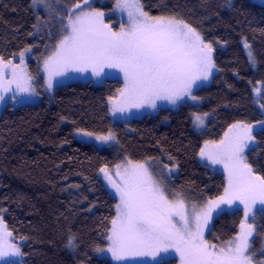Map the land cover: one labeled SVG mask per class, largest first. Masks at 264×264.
Masks as SVG:
<instances>
[{
  "label": "trees",
  "instance_id": "trees-1",
  "mask_svg": "<svg viewBox=\"0 0 264 264\" xmlns=\"http://www.w3.org/2000/svg\"><path fill=\"white\" fill-rule=\"evenodd\" d=\"M152 17L175 16L196 28L212 45L215 71L194 91L196 102L158 107L127 121L113 122L107 100L122 87L118 79L100 84L72 81L54 88L52 99L33 104L6 103L0 113V217L22 239L20 263L112 264L96 255L107 244L116 200L101 178V169L127 158L171 157L177 173L171 192L188 205L223 193L225 178L198 158L203 139L217 140L235 121L264 119L252 87L264 84V5L251 0H140ZM68 9L69 6H68ZM38 11L32 0H0V57L12 59L36 45L29 69L52 49L35 33ZM243 41L252 50L251 67ZM37 85L42 79L36 74ZM264 95V93H263ZM212 114L207 127L194 129L192 113ZM254 130L247 151L253 171L264 177V130ZM115 142L106 148L75 137V130L105 133ZM241 209L216 215L207 238L216 244L236 236ZM264 235V212L256 216V236ZM75 246L68 247L69 238ZM175 258L157 264H176Z\"/></svg>",
  "mask_w": 264,
  "mask_h": 264
},
{
  "label": "snow or ice",
  "instance_id": "snow-or-ice-1",
  "mask_svg": "<svg viewBox=\"0 0 264 264\" xmlns=\"http://www.w3.org/2000/svg\"><path fill=\"white\" fill-rule=\"evenodd\" d=\"M32 4L50 10V0H32ZM88 4L89 0H83L84 6ZM117 7L127 9L129 18L128 27H122L119 32H113L102 23V12L84 11L80 3L67 10V23L62 25L66 34L44 61L47 87H52L54 76L64 75L69 70L83 72L90 68L93 75L99 76L105 68H115L123 73L124 87L120 89L121 103L113 105V112L145 105L155 108L158 100L176 104L184 96H191L193 84L201 78L207 79L215 66L212 45L205 44L196 28L175 16H149L139 0H117ZM27 51L30 49L19 53L20 65L0 57V100L4 99L3 93L12 90L13 84L17 92L35 91L30 84L31 76L21 67ZM249 56L253 59L251 53ZM6 69L11 70L10 79H5ZM261 107L264 108V104ZM197 120L203 122L200 117ZM258 123L264 126V121ZM253 128L254 125H244L243 135L235 138H229L226 133L215 152L201 149L202 157L207 156L212 164L223 165L228 187L224 196L209 200L199 210L193 205L191 213L186 211L182 198L168 199L160 181L145 164L129 162L122 172V166L117 165L119 182L109 177L120 201L108 235L113 257L116 260L156 258L174 249L179 253L181 264H264V260H255L250 248L249 237L255 231L252 224L242 221L241 233L221 246L204 239V228L220 205L239 201L244 205L247 219L257 200L264 204V177L254 175L244 155L249 142L254 141ZM83 135L93 134L83 132ZM95 139L107 142L115 136L109 132ZM101 172L108 176L107 169L102 168ZM0 227L6 231L2 220ZM6 234L11 236V233ZM74 246V238L70 237L68 247ZM9 255H21L19 248L11 244L0 248V258Z\"/></svg>",
  "mask_w": 264,
  "mask_h": 264
},
{
  "label": "rangeland",
  "instance_id": "rangeland-1",
  "mask_svg": "<svg viewBox=\"0 0 264 264\" xmlns=\"http://www.w3.org/2000/svg\"><path fill=\"white\" fill-rule=\"evenodd\" d=\"M252 2H255L257 4L264 5V0H251ZM140 2V0H139ZM75 3H80L83 7L84 11H97V12H102L104 13L102 17V23L104 25H107L113 32H119L121 28H127L129 25V18H128V10L127 9H122L117 7V0H89V4L87 6L83 5V0H50V10L46 11L43 6H34V8L38 11L37 15V24L35 26V33L37 37L40 39V42L43 41L44 46L41 51L43 54L44 52L46 53L48 50V45L53 42L52 49L49 53H47L44 57H42L39 62H38V69L37 72H33L29 69V63L28 61L31 60L34 56V49L36 48V45H31L27 47L26 49H30V51L25 52L24 55V64L21 66L24 70V72L31 76V87L35 90L33 92H17L16 91V85L13 84L11 86L12 90L3 93L4 99L0 100V113L2 108L6 103H10L14 106L16 105H21V104H33L42 101L43 99L51 100L53 96V91L54 88L66 84L68 82L72 81H82L86 82L89 81L93 84H100L102 83L105 79H118L122 83V89L124 87V78H123V73L119 69H109L105 68L104 71L101 73L99 76H95L92 74V70L89 68L87 71H75V70H69L66 74L61 75V76H54L52 80V87L48 88L47 87V80H48V73L44 69V61L47 59L52 53L55 51V46L59 43V41L63 38V36L66 34L65 32L62 31V25L67 23V10L68 6L71 9ZM201 35V34H200ZM202 37V36H201ZM205 43V42H204ZM207 44V43H205ZM247 45V47H246ZM243 48L246 53L247 59L251 65V67L256 66V62L254 59V56L252 54V50L250 45L243 41ZM24 52V50L22 51ZM249 53H251V56L253 59H250ZM212 55V54H211ZM11 60L13 64L15 65H20V56L19 54L12 59H4V61ZM215 71V66L211 69L207 79H199L193 84L192 90H191V96H184L180 100L176 102V104H171L170 102L166 100H158L156 102V107L152 108L148 105H145L141 108H126L125 111H115L113 112V105H119L121 103V98H120V90L117 92V94L113 97L108 98L107 100V105L109 109V115L112 119L113 122H123L127 121L131 118H136L140 117L142 114H153L158 107H164L168 106L171 108H176L179 104L183 102H188L190 104H194L196 102V99H192V97H195L194 91L197 89L199 86L205 84L208 80V78L213 74ZM36 74L39 75L42 79V83L40 85H37L35 82V77ZM5 79H10L11 78V70L6 69L4 73ZM259 90V93L257 92ZM253 94L256 98L257 104L261 108V111L264 116V108L261 107L262 104H264V84L262 82H257L255 86L252 87ZM16 96V99H13V96ZM212 114L204 112H193L192 113V119H193V126L194 129L198 132L203 131L207 127V122L209 118L211 117ZM197 117L202 118V123H200L199 120H197ZM261 121H264L261 120ZM251 123H247L244 121H235L228 126L222 136L217 139V140H211V139H203L201 147L198 152V158L201 162L207 164L211 169L218 171L223 174L225 178V188L228 187V181H227V172L224 170V167L222 164H212L210 160H208L207 156L202 157L200 155V151L202 148L205 149L206 152H215L216 147L220 144L222 140L225 139V134H228L229 138H235L237 136L243 135V126L244 125H249ZM233 125H238V127L233 128ZM254 125L252 135L254 130L258 129L261 127V125L257 122L256 124H251ZM83 132H90L93 135L92 136H85L83 135ZM109 132L113 133L115 136V133L112 129L108 130L105 133H97V132H91V131H85V130H75L74 135L77 139L85 141L87 143H92L95 146L99 148H106L107 146L112 145L115 140H110L107 142L103 141H98L95 139L97 135H108ZM255 143L254 141L249 142V147L245 148L244 155L247 160V151L248 149L253 146ZM207 145V147H205ZM129 162L131 164H145L149 171L153 173L154 177L160 181L161 187L165 191V195L168 197L169 200L175 201L178 198L176 195H174L171 192V188L169 186L171 180L177 173V166L169 157L168 155H165L161 158H152V159H145V160H130V159H123L122 161H119L115 163L114 165L110 167H104L103 169H107L108 171V176L106 177L104 172H101V178L104 182L105 187L107 190L112 194V196L115 198L116 203H115V215L116 216V205L120 202L119 201V195L116 193L115 188L112 187V185L109 183V177L112 180H115L119 182L120 177L116 175L117 172V165H121L120 171H123L124 167L129 166ZM247 163L249 164L248 160ZM250 165V164H249ZM254 175H257L253 171ZM225 190V189H224ZM225 191H223L222 194L214 197L207 199L199 204L197 203H190L189 205L184 201L185 203V209L189 213L192 211V206L197 205L198 210L199 207L205 206L209 200H217L219 197L224 196ZM234 209H241L243 212V218L241 220L245 222V224H252L255 231L253 232L252 236L249 237V244L251 251L255 253V260L260 261L264 260V255H261V252H264V235L260 237L255 244L253 243V239H255L256 236V216L258 213H263L264 212V204H261L259 200L255 204L252 205V210L249 212L248 218L245 219V214H244V205L240 204L239 201L234 202L232 205L228 204H222L220 205V208L217 209L216 211L213 212L211 219L208 221L207 226L204 228V239L210 243V244H215L217 246H221V244H216L212 240H209L207 238V232L209 231L212 221L216 215H218L221 212L224 211H232ZM0 220H2L3 224L5 225L3 219L0 217ZM241 223L239 225V232L236 234V236H233L231 239L227 240L226 242L232 240L234 237H237L241 233ZM111 229V227H110ZM110 229L108 231V235L110 234ZM6 233H11V236H8ZM108 235H107V244L104 247L97 249L96 255L99 257H108L112 262V264H157L161 259H167V258H175L177 263L176 264H181L180 261V256L179 253H177L174 249H169L168 252L160 253L156 258H153L151 256H141V257H126L122 260H116L111 251L109 250L110 247V241L108 240ZM22 242V239L14 237L12 232L6 228L3 229L0 227V248H3L5 244H11L14 245L16 248H19L20 250V244ZM225 242V243H226ZM21 253V250H20ZM22 260V254L19 256H5L3 258H0V264H10V263H20Z\"/></svg>",
  "mask_w": 264,
  "mask_h": 264
}]
</instances>
